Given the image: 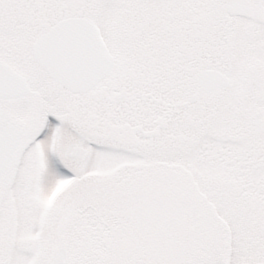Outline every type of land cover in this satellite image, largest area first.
I'll return each mask as SVG.
<instances>
[{
  "label": "snow or ice",
  "instance_id": "6c2138e0",
  "mask_svg": "<svg viewBox=\"0 0 264 264\" xmlns=\"http://www.w3.org/2000/svg\"><path fill=\"white\" fill-rule=\"evenodd\" d=\"M0 264H264V0H0Z\"/></svg>",
  "mask_w": 264,
  "mask_h": 264
}]
</instances>
